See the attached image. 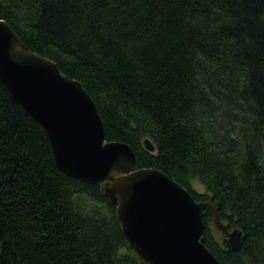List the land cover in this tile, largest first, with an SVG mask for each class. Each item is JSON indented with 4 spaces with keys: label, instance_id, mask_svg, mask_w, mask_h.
Wrapping results in <instances>:
<instances>
[{
    "label": "trees",
    "instance_id": "trees-1",
    "mask_svg": "<svg viewBox=\"0 0 264 264\" xmlns=\"http://www.w3.org/2000/svg\"><path fill=\"white\" fill-rule=\"evenodd\" d=\"M0 19L82 84L137 168L214 197L242 231L234 250L203 210L221 264H264V0H0ZM0 264H145L103 185L61 171L1 86Z\"/></svg>",
    "mask_w": 264,
    "mask_h": 264
},
{
    "label": "water",
    "instance_id": "water-1",
    "mask_svg": "<svg viewBox=\"0 0 264 264\" xmlns=\"http://www.w3.org/2000/svg\"><path fill=\"white\" fill-rule=\"evenodd\" d=\"M0 86L42 129L61 171L80 182L103 185L128 242L145 264H221L204 244V209L229 246L239 248L242 231L222 224L213 196L197 202L162 171L137 168L129 145L108 140L99 109L82 84L55 62L30 52L1 19ZM143 147L156 150L148 137Z\"/></svg>",
    "mask_w": 264,
    "mask_h": 264
},
{
    "label": "rangeland",
    "instance_id": "rangeland-1",
    "mask_svg": "<svg viewBox=\"0 0 264 264\" xmlns=\"http://www.w3.org/2000/svg\"><path fill=\"white\" fill-rule=\"evenodd\" d=\"M193 185H194V187L199 191V192H205V188H204V186H202L198 181H195L194 183H193ZM208 201V200H207ZM212 218H213V216H212ZM222 222V221H221ZM222 224L223 225H225L226 227H227V225H226V223H224V222H222ZM210 229H211V231H212V233H214V236H215V238L219 241V242H222V240H223V238H225L226 239V236L224 235V233L214 224V218H213V221H212V223L210 224ZM227 229L228 230H233V229H230V228H228L227 227Z\"/></svg>",
    "mask_w": 264,
    "mask_h": 264
},
{
    "label": "bare ground",
    "instance_id": "bare-ground-1",
    "mask_svg": "<svg viewBox=\"0 0 264 264\" xmlns=\"http://www.w3.org/2000/svg\"><path fill=\"white\" fill-rule=\"evenodd\" d=\"M207 229V228H206Z\"/></svg>",
    "mask_w": 264,
    "mask_h": 264
}]
</instances>
